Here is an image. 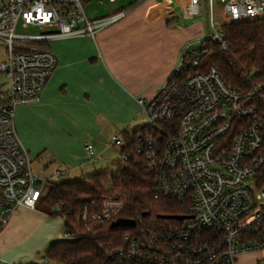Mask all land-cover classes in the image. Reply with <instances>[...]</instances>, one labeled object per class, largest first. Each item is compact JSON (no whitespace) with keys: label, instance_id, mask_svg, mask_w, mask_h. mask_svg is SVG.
<instances>
[{"label":"built area","instance_id":"2783aa9c","mask_svg":"<svg viewBox=\"0 0 264 264\" xmlns=\"http://www.w3.org/2000/svg\"><path fill=\"white\" fill-rule=\"evenodd\" d=\"M102 1V0H99ZM114 2L116 0H108ZM228 21L264 19V0H219ZM84 0H0V233L19 207L35 208L49 178L37 175L16 132L18 105L37 102L57 59L47 46L55 39L95 33L126 15L133 6L91 20ZM211 38L222 42L215 28L213 0H208ZM135 6V5H134ZM181 10L200 14V0H184ZM36 27L37 33L16 32ZM206 51L191 45L181 54L175 75L156 94L141 100L145 124L161 128L157 139L143 142L154 172L155 195L168 197L186 209L175 225L143 227L124 235L116 264H234L244 252L264 251V81L241 93L229 86L214 67L184 72ZM264 79V77H263ZM119 135L112 145L120 146ZM84 149L92 154V145ZM140 150V149H138ZM124 157V154H120ZM55 176L63 172L56 170ZM121 202L106 200L92 218L107 221ZM85 219V215H83ZM64 238L69 237L64 233ZM0 264L8 263L0 256ZM38 264H54L42 255Z\"/></svg>","mask_w":264,"mask_h":264},{"label":"crops","instance_id":"0c3cea01","mask_svg":"<svg viewBox=\"0 0 264 264\" xmlns=\"http://www.w3.org/2000/svg\"><path fill=\"white\" fill-rule=\"evenodd\" d=\"M183 2L136 0L94 37L52 41L57 64L40 99L18 105L14 115L21 143L44 171L52 165L62 176L103 170L95 167L101 155L94 147L139 127L140 101L156 94L177 69L183 49L201 38L199 15L183 12ZM86 143L92 154L85 151ZM234 264H264V251L241 253Z\"/></svg>","mask_w":264,"mask_h":264},{"label":"trees","instance_id":"16d2710c","mask_svg":"<svg viewBox=\"0 0 264 264\" xmlns=\"http://www.w3.org/2000/svg\"><path fill=\"white\" fill-rule=\"evenodd\" d=\"M219 28L222 42L211 37L202 39L206 51L200 54L196 66L185 67L183 71L204 72L214 67L229 86L246 93L264 81V19L227 21ZM174 75L175 71L170 77ZM166 124H160L163 129L144 123L131 131H121L119 150L124 157L115 159L110 169L71 180H47L35 209L40 204L49 209L50 216H60L64 233L69 235L48 244L43 255L52 263L116 264L119 257L115 252L124 245L126 233L179 222L168 216L182 215L186 209L171 198L155 195L154 172L149 168L143 142L138 139L139 136L157 139L158 134L167 130ZM106 200L120 201L118 212L107 221L92 218L101 212ZM119 217L133 219L135 225L111 226Z\"/></svg>","mask_w":264,"mask_h":264},{"label":"rangeland","instance_id":"374dc122","mask_svg":"<svg viewBox=\"0 0 264 264\" xmlns=\"http://www.w3.org/2000/svg\"><path fill=\"white\" fill-rule=\"evenodd\" d=\"M135 1L136 0H116L110 2L108 0H84L83 6L88 18L95 20L120 10H125ZM212 10L216 29L219 28L223 22L229 20V17L224 12L223 3L219 0H213ZM195 18L199 20L202 25V35H200L201 38L194 39L190 45L197 52L200 48V40L211 37L214 33V28L209 20L208 0H200V14ZM39 31L40 30L36 27H22L20 22H18L16 27V32L24 34L37 33ZM52 41L47 43L49 48L52 47ZM3 58L4 51L0 45V60ZM6 81V77L0 73V89L6 87ZM145 122V117L140 116L137 118L136 125L141 126ZM119 148L120 146L112 145V137L106 141L100 142L94 147L95 153L101 155L100 159L95 163V167L105 170L112 168V162L120 158ZM30 158L33 171L42 178L59 181L65 179L71 180L79 177L74 175L55 176L54 173L56 169H54V165L44 171L42 162L38 161L34 156ZM260 190L264 191V182ZM48 212L49 209L46 206L39 204L37 205V209L19 206L11 214L10 217L12 218L7 227V231L5 230L0 237V256L5 261L14 264H38L48 244L57 238H63L64 226L61 217L58 215L50 216Z\"/></svg>","mask_w":264,"mask_h":264},{"label":"water","instance_id":"95a60500","mask_svg":"<svg viewBox=\"0 0 264 264\" xmlns=\"http://www.w3.org/2000/svg\"><path fill=\"white\" fill-rule=\"evenodd\" d=\"M220 43V41H218ZM169 218H174L178 220H182L184 218V215H169ZM119 225H125V226H134L135 221L133 219H127V218H116L111 222V226H119Z\"/></svg>","mask_w":264,"mask_h":264}]
</instances>
